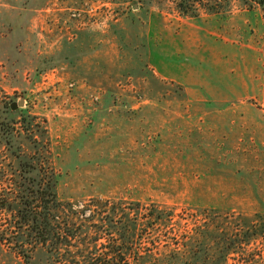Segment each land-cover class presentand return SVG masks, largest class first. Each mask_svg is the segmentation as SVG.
<instances>
[{
  "label": "rangeland",
  "instance_id": "obj_1",
  "mask_svg": "<svg viewBox=\"0 0 264 264\" xmlns=\"http://www.w3.org/2000/svg\"><path fill=\"white\" fill-rule=\"evenodd\" d=\"M174 49L208 53V83L215 85L220 72L227 100H193L161 79L156 53ZM2 101L17 112L4 115L8 120L29 113L45 121L60 201L76 210L98 200L139 204L144 220L145 209L172 214L156 233L160 254L188 233L206 235L201 248L177 261L264 264L258 6L234 2L226 14L191 18L170 0H0ZM20 101L24 106L13 110ZM18 147L36 158L41 149L22 136ZM19 175L0 146V205ZM7 215L0 211V264H55L44 249L28 260L18 254L25 237Z\"/></svg>",
  "mask_w": 264,
  "mask_h": 264
},
{
  "label": "trees",
  "instance_id": "obj_2",
  "mask_svg": "<svg viewBox=\"0 0 264 264\" xmlns=\"http://www.w3.org/2000/svg\"><path fill=\"white\" fill-rule=\"evenodd\" d=\"M170 1L184 17L196 18L201 12L226 14L234 2H241L249 7L258 6L264 18V0ZM0 104V146L11 152L20 172L19 180L11 185L12 194L7 192L0 211L8 214L13 228L25 237L18 245L20 256L28 260L33 252L44 249L55 264H194L177 261V257L189 254L194 247L201 248L206 235L188 233L183 243L174 244L178 248L169 254H160L161 245L156 241L160 234L156 233L167 227L173 217L162 209H145L144 220L140 218L139 204L127 206L98 200L76 210L71 203L60 201L54 188L45 121L29 113L19 115L18 120H8L4 115L17 112L5 101ZM35 133L40 134V142L34 139ZM21 136L30 140V144L41 145L37 158L22 152L21 147L15 149V142ZM33 171H37L38 177L31 180L27 174ZM148 245L152 249H148Z\"/></svg>",
  "mask_w": 264,
  "mask_h": 264
},
{
  "label": "crops",
  "instance_id": "obj_3",
  "mask_svg": "<svg viewBox=\"0 0 264 264\" xmlns=\"http://www.w3.org/2000/svg\"><path fill=\"white\" fill-rule=\"evenodd\" d=\"M156 54L157 75L163 80L174 82L183 87L193 100L202 102L209 99L227 100L223 96V92L224 90L228 91L229 88L223 87L220 83V72L215 85L208 83L209 80L206 74L208 53H191L190 51L174 49L168 52L159 50ZM220 64L221 62L218 59L217 66H220ZM233 77H237V74L233 75ZM234 80L237 82V78ZM234 85L230 88V91L235 99V96H238V87L236 84Z\"/></svg>",
  "mask_w": 264,
  "mask_h": 264
},
{
  "label": "water",
  "instance_id": "obj_4",
  "mask_svg": "<svg viewBox=\"0 0 264 264\" xmlns=\"http://www.w3.org/2000/svg\"><path fill=\"white\" fill-rule=\"evenodd\" d=\"M23 106H24V101H20L19 104H13V105H12V109H13V110H16V109H18L19 107H23Z\"/></svg>",
  "mask_w": 264,
  "mask_h": 264
}]
</instances>
